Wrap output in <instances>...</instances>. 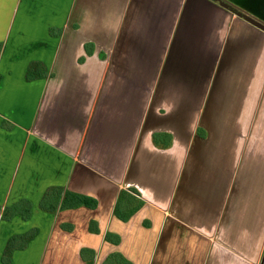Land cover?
I'll return each instance as SVG.
<instances>
[{"label":"crops","instance_id":"crops-1","mask_svg":"<svg viewBox=\"0 0 264 264\" xmlns=\"http://www.w3.org/2000/svg\"><path fill=\"white\" fill-rule=\"evenodd\" d=\"M30 233L9 264H264V32L211 0H0V264Z\"/></svg>","mask_w":264,"mask_h":264},{"label":"trees","instance_id":"trees-1","mask_svg":"<svg viewBox=\"0 0 264 264\" xmlns=\"http://www.w3.org/2000/svg\"><path fill=\"white\" fill-rule=\"evenodd\" d=\"M35 75V66L32 65L28 69L26 79L30 80ZM135 197L122 192L118 200L115 215L121 220H126L136 210ZM97 202L89 197L66 192L62 195V191L58 189L49 190L44 195L40 202V209L46 212H54L56 209H70L84 206L89 209H94ZM30 203L27 201H20L17 204L6 207L1 213V219L4 221L11 220L15 216H20L23 220L29 218ZM33 234H26L22 236H15L8 240L6 248L2 255V263L9 264L10 255L14 250H22L26 247L28 239Z\"/></svg>","mask_w":264,"mask_h":264},{"label":"water","instance_id":"water-1","mask_svg":"<svg viewBox=\"0 0 264 264\" xmlns=\"http://www.w3.org/2000/svg\"><path fill=\"white\" fill-rule=\"evenodd\" d=\"M211 1L218 4L219 6H221L231 14L235 15L236 17L244 20L245 22L249 23L250 25L264 32V24L258 21L257 19L253 18L252 16L248 15L244 11L238 9L237 7L231 6L230 4L224 2L223 0H211Z\"/></svg>","mask_w":264,"mask_h":264},{"label":"rangeland","instance_id":"rangeland-1","mask_svg":"<svg viewBox=\"0 0 264 264\" xmlns=\"http://www.w3.org/2000/svg\"><path fill=\"white\" fill-rule=\"evenodd\" d=\"M236 4L237 7H243V8H249V6H251V8L254 9H258V11L260 12V14L264 17V0H233ZM217 42L216 41H212V43H209V47H211V53L212 55L215 53H217Z\"/></svg>","mask_w":264,"mask_h":264},{"label":"flooded vegetation","instance_id":"flooded-vegetation-1","mask_svg":"<svg viewBox=\"0 0 264 264\" xmlns=\"http://www.w3.org/2000/svg\"><path fill=\"white\" fill-rule=\"evenodd\" d=\"M223 1L230 4L231 6H234V7H236V5H237L233 0H223Z\"/></svg>","mask_w":264,"mask_h":264}]
</instances>
